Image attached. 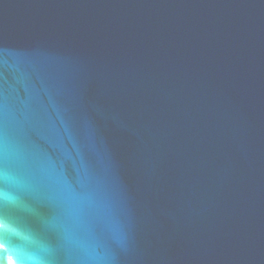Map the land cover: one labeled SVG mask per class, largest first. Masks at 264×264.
I'll return each mask as SVG.
<instances>
[{
  "label": "water",
  "instance_id": "1",
  "mask_svg": "<svg viewBox=\"0 0 264 264\" xmlns=\"http://www.w3.org/2000/svg\"><path fill=\"white\" fill-rule=\"evenodd\" d=\"M0 264H264V0H0Z\"/></svg>",
  "mask_w": 264,
  "mask_h": 264
},
{
  "label": "snow or ice",
  "instance_id": "2",
  "mask_svg": "<svg viewBox=\"0 0 264 264\" xmlns=\"http://www.w3.org/2000/svg\"><path fill=\"white\" fill-rule=\"evenodd\" d=\"M3 191H4V189H3V185L0 184V194H3Z\"/></svg>",
  "mask_w": 264,
  "mask_h": 264
}]
</instances>
